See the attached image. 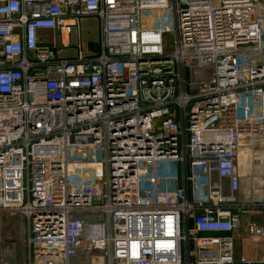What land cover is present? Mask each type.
<instances>
[{"label":"built area","instance_id":"built-area-1","mask_svg":"<svg viewBox=\"0 0 264 264\" xmlns=\"http://www.w3.org/2000/svg\"><path fill=\"white\" fill-rule=\"evenodd\" d=\"M254 147L264 0H0V215L27 220L26 264H264Z\"/></svg>","mask_w":264,"mask_h":264},{"label":"rangeland","instance_id":"rangeland-1","mask_svg":"<svg viewBox=\"0 0 264 264\" xmlns=\"http://www.w3.org/2000/svg\"><path fill=\"white\" fill-rule=\"evenodd\" d=\"M100 25L95 18H85L81 22L80 34L82 42L90 48L91 52L100 50ZM48 41L53 44L52 34L46 33ZM77 34L75 30L71 35V47L63 49L64 56H74L77 48ZM61 47V46H60ZM62 48V47H61ZM197 82H209L207 76L200 75L195 77L191 74L190 78ZM264 152L261 147L248 148L240 152L241 182L239 192L245 200L264 201V194L261 191L260 183L264 181ZM254 221L264 225V215L255 216ZM28 228L27 220L20 214L0 215V264H26L28 259V248L26 244ZM99 254L92 253L80 255L75 264H91L93 258Z\"/></svg>","mask_w":264,"mask_h":264},{"label":"bare ground","instance_id":"bare-ground-1","mask_svg":"<svg viewBox=\"0 0 264 264\" xmlns=\"http://www.w3.org/2000/svg\"><path fill=\"white\" fill-rule=\"evenodd\" d=\"M66 41H68L67 38H66Z\"/></svg>","mask_w":264,"mask_h":264}]
</instances>
